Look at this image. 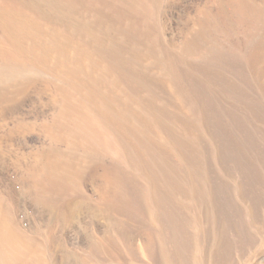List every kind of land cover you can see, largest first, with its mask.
Listing matches in <instances>:
<instances>
[{
	"label": "rangeland",
	"instance_id": "1",
	"mask_svg": "<svg viewBox=\"0 0 264 264\" xmlns=\"http://www.w3.org/2000/svg\"><path fill=\"white\" fill-rule=\"evenodd\" d=\"M39 1L0 0V234L28 264H264V0Z\"/></svg>",
	"mask_w": 264,
	"mask_h": 264
},
{
	"label": "bare ground",
	"instance_id": "2",
	"mask_svg": "<svg viewBox=\"0 0 264 264\" xmlns=\"http://www.w3.org/2000/svg\"><path fill=\"white\" fill-rule=\"evenodd\" d=\"M41 1V0H40ZM39 1V2H40ZM45 1H47V0H45ZM51 1H53V3H52V6L51 7H57V0H49L48 1V3H50ZM35 2V1H34ZM43 2V1H42ZM42 2H40V3H38V1H37V3L38 4H42ZM24 3V2H23ZM26 3H27V1H26ZM33 3V2H32ZM36 3V2H35ZM36 3V4H37ZM44 3V2H43ZM47 3V4H48ZM35 4V5H36ZM46 4V3H45ZM28 5V4H27ZM34 5V4H33ZM35 5H34V7H35ZM26 6V5H25ZM39 6V5H38ZM46 6H49V5H46ZM42 8H44V5H43V7ZM36 11H37V9H35ZM40 10H42L41 9V7H40ZM44 10V9H43ZM46 10H48V8L46 9ZM31 11V10H30ZM45 11V10H44ZM42 12L43 11H41V14H42ZM46 12V11H45ZM16 13V12H15ZM24 13V12H23ZM38 13V12H37ZM40 13V12H39ZM13 14V13H12ZM22 14V13H21ZM31 14V13H30ZM40 14V15H41ZM43 14H44V12H43ZM42 14V15H43ZM47 14H48V12H47ZM10 15V14H9ZM18 15H20V14H18ZM18 15H16V16H18ZM41 15V16H42ZM45 15H46V13H45ZM12 16V15H11ZM16 16H14V17H16ZM26 16V15H25ZM24 17V16H23ZM27 17V16H26ZM35 17V16H34ZM33 17V18H34ZM45 17V16H44ZM43 17V18H44ZM46 17H47V15H46ZM9 18V17H8ZM7 18V19H8ZM11 18V17H10ZM21 18V17H20ZM29 19V20H28ZM27 19V25L29 24L30 25V22L28 23V21H30L32 18H28ZM4 20H5V17H4ZM17 20V19H16ZM24 19H22V21H23ZM33 21H36V20H34V19H32ZM8 22V21H7ZM21 23V22H20ZM24 23V22H23ZM25 23H26V21H25ZM9 24L11 25V22H9ZM8 24V25H9ZM26 25V24H25ZM9 27V26H8ZM24 30V29H23ZM27 30V29H26ZM25 30V31H26ZM20 31V30H19ZM28 31V30H27ZM11 35V34H10ZM92 103V102H91ZM68 116V115H67ZM68 118H69V116H68ZM73 120V119H72ZM72 125V124H71ZM77 127H78V125H77ZM77 127H74V128H77ZM77 129H80V130H82V131H86V129H85V127L81 124ZM74 132H76V130H74ZM83 136H87V134H86V132L83 134ZM78 137H79V135H78ZM77 138V137H76ZM84 138V137H83ZM77 139H79V138H77ZM81 139V138H80ZM90 139V138H89ZM89 139L87 138V139H84V141H82V139H81V143L82 144H85V143H87V140L89 141ZM23 254H21V252L18 250V248L16 247V245L14 244V243H12L11 242V240L10 239H8V236H6V235H4V234H0V264H28L27 263V261H25V260H23Z\"/></svg>",
	"mask_w": 264,
	"mask_h": 264
}]
</instances>
